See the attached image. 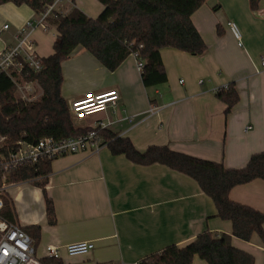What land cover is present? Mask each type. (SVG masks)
<instances>
[{
    "label": "crops",
    "instance_id": "crops-1",
    "mask_svg": "<svg viewBox=\"0 0 264 264\" xmlns=\"http://www.w3.org/2000/svg\"><path fill=\"white\" fill-rule=\"evenodd\" d=\"M77 7L88 17L103 11L98 0H67L56 13L67 15ZM28 6H0V30L14 35L27 21L37 19ZM3 22V23H2ZM207 45L201 56L164 49L161 58L167 82L145 88L137 59L130 55L111 72L83 48L62 64V97L71 101L89 92L116 89L119 101L108 111L72 122L88 130L97 123L107 131L129 138L140 152L150 146L228 169L246 166L252 155L264 152V0L252 11L249 0H208L192 15ZM237 24L243 40L239 47L228 23ZM3 32V31H2ZM55 26L32 34L41 58L54 53ZM6 45V44H5ZM1 45L0 50L5 46ZM203 81L202 84L199 82ZM234 83L240 96L231 112L216 90ZM248 127L251 129L247 130ZM55 210L50 224L43 189L30 182L15 183L7 192L12 220L34 235L35 255L47 258L45 248H58L63 264H142L146 257L176 245L184 247L206 231L232 234V224L217 217L214 202L188 176L163 165L141 166L104 147L97 155L78 153L55 159L45 186ZM230 199L264 212V181L233 188ZM92 242L85 256L70 257L66 246ZM235 248L264 264V241L254 234L249 242L232 237ZM48 259V258H47ZM193 264H207L198 257Z\"/></svg>",
    "mask_w": 264,
    "mask_h": 264
},
{
    "label": "trees",
    "instance_id": "trees-1",
    "mask_svg": "<svg viewBox=\"0 0 264 264\" xmlns=\"http://www.w3.org/2000/svg\"><path fill=\"white\" fill-rule=\"evenodd\" d=\"M53 1L0 0V6L8 3L26 5L39 16ZM98 1L104 8L97 18L88 17L75 6L65 16L55 12L49 18V24L55 26L58 32L53 45L54 53L42 58V72L31 73L27 77L28 81H38L42 88L43 95L39 100L25 102L18 99L12 81L6 75L0 76V134L6 136L10 143L23 141L34 144L43 138L64 140L77 138L89 131L74 127L69 105L61 94L62 64L79 47L111 72L118 69L127 57L136 54L144 61L141 79L145 88L167 82L162 50L175 49L192 56H201L207 51L206 43L192 22V15L208 0ZM260 3L261 0H249L254 12L259 9ZM216 94L227 106L228 113L240 102L234 83ZM101 135L113 155H124L141 166L163 165L195 180L214 202L217 217L231 222L233 227L231 235L203 232L186 246L167 247L146 257L142 264H193L196 257L207 264H255L254 256L233 246L232 237L249 242L257 234L264 241V212L233 202L229 194L237 186L255 180L264 181V152L252 155L243 168L228 169L222 163L180 154L167 146H150L140 152L129 138L119 137L107 130ZM52 162L44 161L39 167L23 166L9 177L11 183L30 182L43 189L50 224L55 222V210L45 186ZM5 202L8 204L7 198ZM6 215L12 219L10 212L6 211ZM34 230V235H29L36 239L40 230L38 227ZM41 261L44 264H63L54 258Z\"/></svg>",
    "mask_w": 264,
    "mask_h": 264
},
{
    "label": "built area",
    "instance_id": "built-area-1",
    "mask_svg": "<svg viewBox=\"0 0 264 264\" xmlns=\"http://www.w3.org/2000/svg\"><path fill=\"white\" fill-rule=\"evenodd\" d=\"M67 0H54L47 10L37 19L29 20L14 35L12 43L5 45L0 50V76L6 75L16 87V96L25 102H34L43 95V90L38 81H28L29 74H39L44 69L42 58L36 50L32 34L37 29L47 31L49 18L57 7ZM231 30L239 47L243 46L242 34L234 22H229ZM5 25L2 31L8 30ZM137 69L141 72L144 61L136 54ZM264 67V57L262 58ZM200 84L203 81L199 82ZM225 86L220 89H226ZM216 90V93L220 90ZM119 92L116 89L102 92H89L70 102L69 112L71 117L82 120L90 116L104 113L117 106ZM251 129L248 127L247 130ZM107 126L97 123L89 131L77 138L55 140L43 138L37 143L29 144L23 141L10 143L8 138L0 134V264H44L35 255L34 240L18 225L15 220L6 215L7 192L14 183L10 182V174L23 166L39 167L44 161H54L57 158L78 153L97 155L100 150L107 147L101 132ZM95 249L92 242H76L66 246V253L70 257L85 256ZM47 258H57L59 250L53 245L45 248Z\"/></svg>",
    "mask_w": 264,
    "mask_h": 264
},
{
    "label": "rangeland",
    "instance_id": "rangeland-1",
    "mask_svg": "<svg viewBox=\"0 0 264 264\" xmlns=\"http://www.w3.org/2000/svg\"><path fill=\"white\" fill-rule=\"evenodd\" d=\"M3 23V22H2ZM236 24V23H235ZM2 30V29H1ZM0 30V31H1ZM13 41L11 40V38L8 37V33L6 31H3L0 33V48H1V45H4L6 44H10L12 43Z\"/></svg>",
    "mask_w": 264,
    "mask_h": 264
}]
</instances>
